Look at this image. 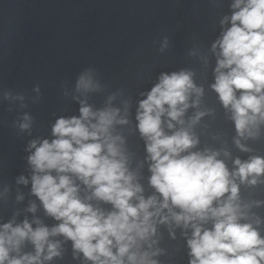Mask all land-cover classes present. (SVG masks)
<instances>
[{
	"label": "clouds",
	"instance_id": "obj_1",
	"mask_svg": "<svg viewBox=\"0 0 264 264\" xmlns=\"http://www.w3.org/2000/svg\"><path fill=\"white\" fill-rule=\"evenodd\" d=\"M233 8L239 10L231 16V27L213 44L221 58L212 87L223 106L231 108L236 130L243 136L246 131L251 134L250 126H255L258 118L264 121V0H235ZM91 86L90 80L80 78L78 87L88 90ZM193 88L190 73L162 74L139 104L138 129L147 140L152 161L150 185L162 202L155 196L138 195L142 188L132 183L118 146L121 137L111 131L114 123L127 122L117 121V109L93 111L82 106L79 118L56 121L52 128L55 139H45L39 146L32 141L30 147L35 151L28 157L34 170L32 192L47 214L61 222L51 230L46 226L33 230L27 221L15 227L4 224L0 264H34L49 236L57 234L70 239L74 248L95 264H125V257L128 264H156L147 253L138 254L133 248L155 234L153 218L163 209L177 224L183 222L187 227L191 223L192 237L187 241L190 264H264V238L252 225L239 222L241 217L233 205L238 187L230 179L236 175L243 182L249 176L264 174V158L253 157L246 162L237 159V170L230 174L217 153L188 152L197 141L187 131L168 135L162 127L166 114L170 118L168 128H173L171 121L182 116ZM237 144L246 150L239 141ZM69 174L92 188L93 195L114 210L105 213L85 203ZM21 182L27 183L23 177ZM250 182L255 184L256 180ZM229 192L227 201L214 206ZM167 220L164 216L161 222ZM209 220L212 227L204 228ZM26 239L35 246L36 255L10 258ZM47 247L46 259L59 255L58 244L47 243Z\"/></svg>",
	"mask_w": 264,
	"mask_h": 264
}]
</instances>
